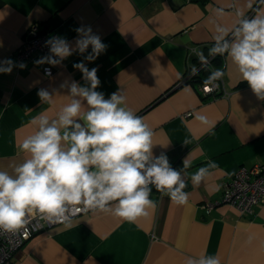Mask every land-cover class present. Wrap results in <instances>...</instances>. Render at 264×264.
Returning <instances> with one entry per match:
<instances>
[{"label": "crops", "instance_id": "0c3cea01", "mask_svg": "<svg viewBox=\"0 0 264 264\" xmlns=\"http://www.w3.org/2000/svg\"><path fill=\"white\" fill-rule=\"evenodd\" d=\"M231 3L0 0V61L11 59L17 65L10 74L0 73V170L11 172L13 165L28 158L19 145L35 130L33 117L45 111L54 118L69 102L68 90L60 84L69 79L85 85L82 73L73 67L79 62L98 68L101 84L96 90L105 98L125 90L128 106L154 131L155 156L165 153L177 170L185 157L192 161L185 177L184 191L190 194L186 205L174 204L153 187L150 198L157 207L147 217L129 223L110 214L83 213L70 225H54L35 235L11 264H184L185 257L202 252L219 254L222 264H264V203L242 215L222 202L209 213L202 207L222 199L225 184L241 167L264 164V100L241 81L226 55L213 64L224 72L220 92L204 96L200 83L185 80L199 66L198 57L189 56L190 49L208 56L213 46V9L223 6L231 11ZM235 20L228 15L219 22L231 27ZM34 26L52 30L73 47L79 38L75 30L90 26L108 47L94 61L85 60L91 46L84 54L74 52L45 77L42 64L16 58ZM20 63L26 67L21 69ZM42 88L57 90L53 104L40 102L37 93ZM196 114L206 115L215 127L209 130ZM185 137L192 140L188 146L182 143ZM208 160L218 167L194 187L190 175Z\"/></svg>", "mask_w": 264, "mask_h": 264}, {"label": "clouds", "instance_id": "9594fccd", "mask_svg": "<svg viewBox=\"0 0 264 264\" xmlns=\"http://www.w3.org/2000/svg\"><path fill=\"white\" fill-rule=\"evenodd\" d=\"M229 8L213 9L209 23L214 43L208 56L199 49L193 52L204 66L209 64L208 57L226 55L241 81L264 100V0H246L243 7L239 0H232ZM245 8L254 14L247 15ZM228 15L236 17L231 27L219 22ZM75 31L79 38L74 47L62 37L50 36L45 44L51 55L34 63L57 66L74 52L84 54L89 46L85 60L94 61L106 51L108 46L90 26ZM16 66L11 59L0 61V73L10 74ZM18 66L26 67L24 63ZM73 67L82 73L85 85L69 79L62 82L59 87L68 90L69 102L54 118L45 111L33 117L30 123L35 130L19 145L28 158L13 165L11 172L0 170V233H26L36 216L48 223L70 225L76 214L88 212L134 223L157 207V201L150 198L153 187L178 206L189 201L190 194L184 191L192 166L188 156L179 170L165 153L155 156L154 131L128 106L125 90L120 88L105 98L96 90L101 84L98 68L89 69L84 62ZM46 74L51 75L50 69ZM223 76L222 70H211L204 91H213ZM37 95L42 104L51 105L58 92L42 88ZM195 119L209 130L215 127L206 115L196 114ZM182 143L188 146L192 140L185 137ZM217 167L212 160L199 167L190 175L193 186L199 187ZM253 239L250 235L247 242ZM184 264H222V259L219 254L202 252L185 257Z\"/></svg>", "mask_w": 264, "mask_h": 264}, {"label": "built area", "instance_id": "2783aa9c", "mask_svg": "<svg viewBox=\"0 0 264 264\" xmlns=\"http://www.w3.org/2000/svg\"><path fill=\"white\" fill-rule=\"evenodd\" d=\"M186 2L206 1V0H185ZM51 37L58 36L50 29H42L39 26L32 27L24 40L22 46L16 52V58L19 62L37 61L38 59L51 55L50 49L46 46L45 41ZM193 47L189 51V56H196L193 52ZM207 57V56H206ZM209 64L204 66L199 61L198 70L210 69L215 70L212 64V57H208ZM42 71L45 77H51L55 71L56 66L48 63L42 64ZM46 69H50L51 75L46 74ZM195 72L187 73L185 80L191 79ZM218 87H215L211 92L204 91V83L199 84V92L204 96H209L218 93L221 90L223 78L216 82ZM225 203L242 215L251 213L253 206L264 203V164H257L252 168L241 167L233 179L225 184L222 199L215 202H205L202 207L209 213L220 203ZM83 213L76 214L73 218L80 216ZM62 223H48L40 220L38 216L26 226V233L21 230L15 233H0V264H11L15 253L20 250L31 238L46 228L52 227Z\"/></svg>", "mask_w": 264, "mask_h": 264}, {"label": "trees", "instance_id": "16d2710c", "mask_svg": "<svg viewBox=\"0 0 264 264\" xmlns=\"http://www.w3.org/2000/svg\"><path fill=\"white\" fill-rule=\"evenodd\" d=\"M223 59H224V56H216L212 59V64H215L217 61L220 62ZM204 74H206V76H209L210 75L209 69L198 70L191 79L187 80V82H189V83H197L198 82V83L202 84V83H204V80L207 78L206 76H204Z\"/></svg>", "mask_w": 264, "mask_h": 264}]
</instances>
